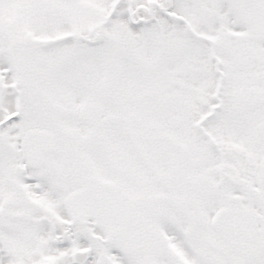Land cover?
Masks as SVG:
<instances>
[{
    "label": "snow or ice",
    "instance_id": "obj_1",
    "mask_svg": "<svg viewBox=\"0 0 264 264\" xmlns=\"http://www.w3.org/2000/svg\"><path fill=\"white\" fill-rule=\"evenodd\" d=\"M0 264H264V0H0Z\"/></svg>",
    "mask_w": 264,
    "mask_h": 264
}]
</instances>
